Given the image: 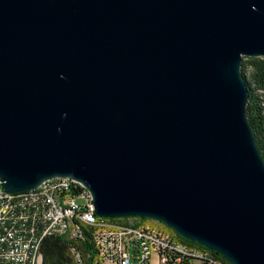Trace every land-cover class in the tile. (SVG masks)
<instances>
[{"label": "water", "instance_id": "obj_1", "mask_svg": "<svg viewBox=\"0 0 264 264\" xmlns=\"http://www.w3.org/2000/svg\"><path fill=\"white\" fill-rule=\"evenodd\" d=\"M243 57L264 58V0H0L3 190L69 177L97 217L264 264Z\"/></svg>", "mask_w": 264, "mask_h": 264}, {"label": "built area", "instance_id": "obj_2", "mask_svg": "<svg viewBox=\"0 0 264 264\" xmlns=\"http://www.w3.org/2000/svg\"><path fill=\"white\" fill-rule=\"evenodd\" d=\"M5 193L0 181V264H41L44 238L64 236L74 242L84 231L99 242L103 264H213L210 258L165 243L158 231L98 227V220L107 218L95 215L89 190L69 177L43 181L40 193H29L20 203L5 200Z\"/></svg>", "mask_w": 264, "mask_h": 264}, {"label": "trees", "instance_id": "obj_3", "mask_svg": "<svg viewBox=\"0 0 264 264\" xmlns=\"http://www.w3.org/2000/svg\"><path fill=\"white\" fill-rule=\"evenodd\" d=\"M241 71L249 90V99L246 107L248 122L254 133L259 153L264 161V58L243 57ZM104 221L110 222L115 226L129 228H137L147 224L152 225L156 222L143 218L106 219ZM156 223L167 231L169 230L161 223ZM170 233L180 242L204 249L194 242L184 240L171 230ZM39 252L41 264H92L97 260L96 248L88 231H84L81 240L74 242L66 240L64 236H48L40 243ZM212 253L224 264H229L218 253ZM76 256H78V259Z\"/></svg>", "mask_w": 264, "mask_h": 264}, {"label": "bare ground", "instance_id": "obj_4", "mask_svg": "<svg viewBox=\"0 0 264 264\" xmlns=\"http://www.w3.org/2000/svg\"><path fill=\"white\" fill-rule=\"evenodd\" d=\"M29 193H40V185L33 190L26 191L25 193L22 192L20 194H18V193L10 194V193L6 192L5 193V200H9L10 203H20L21 200H28L29 199ZM107 219H109V218H107ZM104 220H106V219L98 220V227H100L102 229H107V230H117L119 228H124L122 226H115L112 223L106 222ZM153 221H155V220H153ZM156 222H158V221H156ZM140 227L147 228L149 230L158 231L159 235L163 238V240H165V243L171 244V246H181L184 251H190L191 253H193L197 257L210 258L211 263H213V264H224L221 260H219L216 256L213 255V253H212L213 251L206 250V249H200L197 247L190 246L186 243L180 242L176 238L171 236L168 233V231L163 227L151 226L148 224L142 225ZM140 227H137V228H140ZM127 228H129V227H127ZM94 245H95L96 252H97V260L94 264H103L102 261H99V260H101V251H100L99 242H94Z\"/></svg>", "mask_w": 264, "mask_h": 264}, {"label": "rangeland", "instance_id": "obj_5", "mask_svg": "<svg viewBox=\"0 0 264 264\" xmlns=\"http://www.w3.org/2000/svg\"><path fill=\"white\" fill-rule=\"evenodd\" d=\"M24 193H25V192H24ZM152 225L162 227L161 225L157 224L156 222H155L154 224H152ZM152 225H151V226H152ZM168 231H169L168 233H169L171 236H173V235L170 233V229H169ZM173 237H174V236H173Z\"/></svg>", "mask_w": 264, "mask_h": 264}]
</instances>
